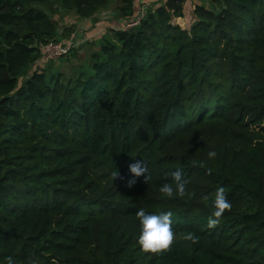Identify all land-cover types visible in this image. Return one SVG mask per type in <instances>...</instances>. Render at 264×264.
Instances as JSON below:
<instances>
[{
  "label": "trees",
  "instance_id": "trees-1",
  "mask_svg": "<svg viewBox=\"0 0 264 264\" xmlns=\"http://www.w3.org/2000/svg\"><path fill=\"white\" fill-rule=\"evenodd\" d=\"M109 1L0 0V264H264V0H199L188 28L187 0L154 3L51 71L80 46L41 61L60 41L42 7ZM138 160L149 179L129 187ZM219 186L232 208L209 227ZM140 209L172 213L167 251L141 250Z\"/></svg>",
  "mask_w": 264,
  "mask_h": 264
},
{
  "label": "rangeland",
  "instance_id": "rangeland-1",
  "mask_svg": "<svg viewBox=\"0 0 264 264\" xmlns=\"http://www.w3.org/2000/svg\"><path fill=\"white\" fill-rule=\"evenodd\" d=\"M164 2V0H133L132 7L130 10L127 5H124L119 0H110L104 8L97 11L92 17H82L74 10H66L60 6H43L45 10L50 12V16H53L55 23L54 30L56 41L51 48H56L57 51L49 52L46 54L45 48L43 49V57L49 58L48 60L58 59L60 56L56 55L59 53L61 48V41L65 47L62 50H71L72 47L78 46L79 50L76 55V59L69 55L67 58H59L51 63L49 67L52 68L53 72L63 73L65 76H69L74 68L81 63L89 61V56L94 51L98 50L99 42L103 38L112 40L111 33L108 34L109 30L112 29H123L131 27L134 24L135 19L146 12L147 7H151L152 4ZM200 3L199 0H187L183 7V16L174 18L180 26L188 28L194 19L193 9L194 5ZM69 36V38L67 37ZM68 38V40H64ZM72 53V50H71ZM56 55V56H54ZM61 55V54H60ZM63 56V55H61ZM43 60L41 61H48Z\"/></svg>",
  "mask_w": 264,
  "mask_h": 264
},
{
  "label": "clouds",
  "instance_id": "clouds-1",
  "mask_svg": "<svg viewBox=\"0 0 264 264\" xmlns=\"http://www.w3.org/2000/svg\"><path fill=\"white\" fill-rule=\"evenodd\" d=\"M210 159L216 157V152L211 150L207 153ZM130 173L133 174V178L128 181L129 187L135 184L136 177L146 175L148 177L147 165L143 161H136L129 165ZM113 180L120 177L119 170L111 173ZM171 182H165L160 187V192L169 199H173L177 196H183L185 194L186 180L184 179L183 172L177 169L170 174ZM174 184V186H173ZM214 212L212 218L209 219V227H215L220 223V219L226 210H231L232 204L228 200L225 188L223 186L217 187L215 190V199L213 203ZM137 219L140 223V234L138 237V244L141 250L144 252L160 253L167 251L174 241V232L172 229V213L161 212L159 214L146 213L144 209H140L136 213ZM191 238V237H189ZM7 264H13L11 257L7 259Z\"/></svg>",
  "mask_w": 264,
  "mask_h": 264
},
{
  "label": "built area",
  "instance_id": "built-area-1",
  "mask_svg": "<svg viewBox=\"0 0 264 264\" xmlns=\"http://www.w3.org/2000/svg\"><path fill=\"white\" fill-rule=\"evenodd\" d=\"M142 16H143V13H142V15L138 16V17L135 19L134 24L137 23V22L140 20V18H141ZM56 43H57V42H49V43H47L45 46H43V49L45 48L46 54H48L49 52H55V51H57L56 48H53V49L50 50V48H51L54 44H56ZM60 43H61L60 51H59V53H56V55H59V56H61V55H65V54L68 52V50H67V52L64 51V50H62V48L65 47V46H64V44H62V41H61ZM43 49H42V52H43V53H42L41 58H42L43 60H48V59L52 58V57H49V58H45V57H43V54H44ZM60 54H61V55H60ZM56 55H54V56H56Z\"/></svg>",
  "mask_w": 264,
  "mask_h": 264
}]
</instances>
